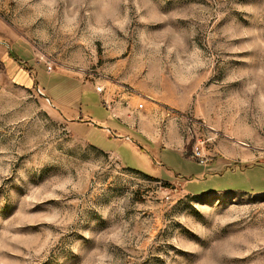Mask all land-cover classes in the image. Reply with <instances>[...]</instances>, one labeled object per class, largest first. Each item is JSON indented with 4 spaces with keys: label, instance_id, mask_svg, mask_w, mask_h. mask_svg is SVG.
Returning a JSON list of instances; mask_svg holds the SVG:
<instances>
[{
    "label": "rangeland",
    "instance_id": "obj_1",
    "mask_svg": "<svg viewBox=\"0 0 264 264\" xmlns=\"http://www.w3.org/2000/svg\"><path fill=\"white\" fill-rule=\"evenodd\" d=\"M132 103L189 156L109 138ZM263 161L264 0H0V264H264Z\"/></svg>",
    "mask_w": 264,
    "mask_h": 264
},
{
    "label": "crops",
    "instance_id": "obj_2",
    "mask_svg": "<svg viewBox=\"0 0 264 264\" xmlns=\"http://www.w3.org/2000/svg\"><path fill=\"white\" fill-rule=\"evenodd\" d=\"M104 108L106 110V114L105 116L102 115L100 119H102L105 123V131L107 132L106 134L109 138L111 136L114 139H118L120 137H128V139L131 138L137 141L140 147L145 146L148 149H151L152 154L160 159H163L166 165L170 164L172 154H176L178 152L185 154L187 141L181 137L179 132L170 123H163L161 120L162 114H160L154 107H144L143 105L142 108L144 109H138L137 106L132 103L123 109L119 107ZM62 112L71 120L75 119L80 114L77 110L72 112L68 107L63 108ZM235 160L238 162H253L246 158L238 157V155H235L233 152L224 154L219 158L212 159L210 163L228 165Z\"/></svg>",
    "mask_w": 264,
    "mask_h": 264
},
{
    "label": "built area",
    "instance_id": "obj_3",
    "mask_svg": "<svg viewBox=\"0 0 264 264\" xmlns=\"http://www.w3.org/2000/svg\"><path fill=\"white\" fill-rule=\"evenodd\" d=\"M50 69H51V67L48 66V70H50ZM96 89L98 91H102L103 88L100 86H97ZM137 106H138V108H142L143 103H139ZM166 115L174 117L177 120H181L183 117H185L183 114H181L179 112L172 111V110H168ZM193 124H194V121H192V120L187 121L183 131L185 133L191 135V133L193 132V126H194ZM126 139H128V137H126ZM207 140H209V139H207ZM205 142H206V140H203L201 138H197L195 143L192 146V152H191V156L193 158H195L199 164H202V165L206 164V162H207V156L204 154V152L206 150Z\"/></svg>",
    "mask_w": 264,
    "mask_h": 264
},
{
    "label": "trees",
    "instance_id": "obj_4",
    "mask_svg": "<svg viewBox=\"0 0 264 264\" xmlns=\"http://www.w3.org/2000/svg\"><path fill=\"white\" fill-rule=\"evenodd\" d=\"M185 155H186V156H189V154H188L187 152H185ZM127 168H128V167H127ZM128 169H130V168H128ZM130 170H133V169H130ZM133 171L142 174L140 171H137V170H133ZM142 175H144V174H142ZM144 176H146V177H152V176H148V175H144Z\"/></svg>",
    "mask_w": 264,
    "mask_h": 264
}]
</instances>
